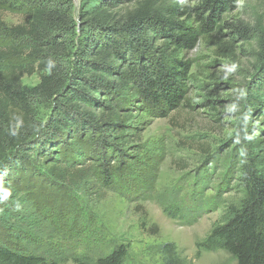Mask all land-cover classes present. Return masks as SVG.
I'll return each instance as SVG.
<instances>
[{"label":"trees","instance_id":"obj_1","mask_svg":"<svg viewBox=\"0 0 264 264\" xmlns=\"http://www.w3.org/2000/svg\"><path fill=\"white\" fill-rule=\"evenodd\" d=\"M21 1L23 7L0 0V38L27 43L24 47L13 40L0 43V200L9 195V188L21 186V177L35 165L56 180L68 179L79 163L75 156H87L92 147L102 150L93 158L103 187L115 191L129 178L127 164H134L126 152L132 130L129 108L142 103L162 118L178 110L186 102L191 78L190 62L180 56L220 30L222 17L237 10L240 2L83 0L76 22L69 0ZM260 8L264 9V0L252 22L228 24L226 30L231 42L253 41L257 61L264 64ZM13 12L21 15L23 23L9 26L3 21L4 13ZM186 16L199 27L180 21ZM69 35L71 53L65 55L68 65L62 66L52 59L64 56L67 48L64 51L61 44ZM20 58L21 62L15 61ZM36 73H41V83L24 86L23 79ZM40 96L53 101L45 125L37 122L32 106L33 98ZM257 108L264 112V81L254 83L247 115ZM249 138V150L240 159L241 199L228 206V219L215 226L201 246L226 252L236 264H264V138ZM66 159L70 168L62 167ZM29 240L26 233L21 238L15 232L13 242L0 241V264H47V257L24 243ZM157 250L162 264H190L173 244ZM76 262L135 264L129 247L122 244L105 256L80 257Z\"/></svg>","mask_w":264,"mask_h":264},{"label":"rangeland","instance_id":"obj_2","mask_svg":"<svg viewBox=\"0 0 264 264\" xmlns=\"http://www.w3.org/2000/svg\"><path fill=\"white\" fill-rule=\"evenodd\" d=\"M69 1L77 22L83 0ZM261 1L240 0L237 10L222 17L220 30L180 56L190 62L191 78L186 102L178 110L162 118L142 103L129 108L132 130L126 152L134 164L126 163L131 176L115 191L101 183L93 158L102 152L97 147L87 156H75L79 163L74 162L64 181L35 165L30 171L37 172L21 177L22 185L9 188V195L0 200V241L13 242L15 232L21 238L26 233L31 240L24 243L47 257V264L96 259L121 244L129 247L135 264H162L157 249L165 243L173 244L185 263L236 264L226 252L208 251L201 243L228 219V206L241 199L240 159L249 150V137L264 138V112H246L254 83L264 81V64L257 61L253 41L231 42L226 30L228 24L252 22ZM2 18L9 26L23 23L14 12ZM180 21L199 27L187 16ZM65 37L64 56L52 59L62 66L68 65L71 53L72 38ZM12 40L2 36L0 43ZM40 76H26L23 85L38 86ZM32 106L37 122L45 125L53 101L35 97ZM62 161L63 168L71 167L69 159Z\"/></svg>","mask_w":264,"mask_h":264}]
</instances>
